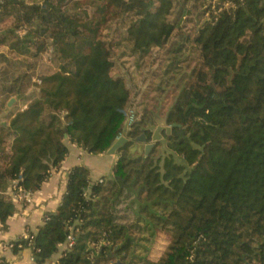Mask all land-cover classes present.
<instances>
[{
  "label": "trees",
  "instance_id": "obj_1",
  "mask_svg": "<svg viewBox=\"0 0 264 264\" xmlns=\"http://www.w3.org/2000/svg\"><path fill=\"white\" fill-rule=\"evenodd\" d=\"M33 1L0 0V26L13 25L0 34L12 54L0 53L4 228L17 212L6 196L14 181L41 190L69 143L97 155L121 134L150 141L155 95H166L183 64L188 71L167 96L171 134L148 157L130 156L132 143L125 145L102 182L86 166L72 168L57 211L45 215L31 245L12 242L13 253L31 248L33 264H46L73 228L76 245L58 264H264V0H229L221 11L220 0L217 13L207 0ZM121 48L135 58L138 81L125 73ZM48 50L57 70L39 75L30 94ZM132 110L137 120L127 130ZM158 234L167 238L159 256L135 255L149 252L141 242Z\"/></svg>",
  "mask_w": 264,
  "mask_h": 264
},
{
  "label": "crops",
  "instance_id": "obj_2",
  "mask_svg": "<svg viewBox=\"0 0 264 264\" xmlns=\"http://www.w3.org/2000/svg\"><path fill=\"white\" fill-rule=\"evenodd\" d=\"M5 114H0L2 121ZM69 155L59 169L52 172L51 177L45 182L38 192L33 194V201L23 204L15 201L10 196L11 186L6 196L12 199L17 207V212L7 221V227L0 224V247H4L19 238H22L27 231L37 232L43 224L46 214L56 212L62 197L67 189L68 176L72 168L83 165L90 170L92 182L101 179H110L113 176V167L119 159L120 154H89L76 144L69 143ZM0 255L6 264H33L32 250L26 248L18 254L13 250L0 251ZM60 254L55 255L46 264H58Z\"/></svg>",
  "mask_w": 264,
  "mask_h": 264
},
{
  "label": "rangeland",
  "instance_id": "obj_3",
  "mask_svg": "<svg viewBox=\"0 0 264 264\" xmlns=\"http://www.w3.org/2000/svg\"><path fill=\"white\" fill-rule=\"evenodd\" d=\"M57 1V0H56ZM71 1H78V0H71ZM34 3H38V4H43L44 0H34ZM220 0L217 1H213V0H207V4L206 6H211L213 3L215 4V6H217L218 3H220ZM195 21L189 24V27H187L186 29H184L186 32L191 31L192 28H194L193 26H195L197 24V20L198 17L194 19ZM12 21L8 20L7 22H4L2 26H0L1 31L0 34H4V32H6V30L10 29L12 27ZM129 50L128 48H121L118 50V56L121 57V62L124 63V71L125 73H127V71H130L133 75V77L135 78L136 81H138L139 79H141L142 77L135 72V58L129 57V56H125L122 57V54H126V51ZM0 53H5L7 54L9 57H12V54L10 53L9 49L7 47H3L0 46ZM52 52L51 50H48L46 53L43 54V58L41 60V62L38 64L37 69H36V73L34 75V80H33V85L30 88V94L33 92H38V90L35 88L34 83H40V79H39V75H41L42 73H46V72H55L57 70L56 66L54 63H52L51 59H52ZM196 55H194V53L192 52V50L189 52V57L188 59L191 60V62L193 63L195 61ZM194 64V63H193ZM168 65V62H165L163 69L161 72L166 70V66ZM156 66H158V64H156ZM183 66L186 67V63L183 64ZM183 67L180 70V73L178 74V76L176 77L175 81L171 82L169 87H165L166 88V95L162 96H158L155 95V98L159 101V109L157 111V113L154 116V121L155 118H165L166 115V111L167 109L171 106L173 99L171 96H168V93L171 92V90L174 89L173 86H175V84H177L181 78L182 73L188 71L187 68ZM152 76H149V79H151ZM148 79V80H149ZM161 81V79L159 78L158 80H156V84H159ZM154 96V95H153ZM13 99V98H12ZM15 99V98H14ZM16 102V99H15ZM21 103V102H20ZM156 105V104H151V106ZM163 107H165V112H161V110L163 109ZM21 109L26 108V105H22L20 106ZM156 125V121L155 124ZM167 152V146L166 143L163 144V146L159 149V155H164ZM146 237L148 238V235H146ZM142 246L144 248H148L149 252H146L143 248L139 249V251L136 252V256L138 257H144L146 255H150V256H159L160 253L162 252L163 248L165 247V245L167 244V238L162 235V234H158V236H156L155 238L152 239L151 242H141ZM138 260V259H137ZM136 260V261H137ZM131 261H133V257H131Z\"/></svg>",
  "mask_w": 264,
  "mask_h": 264
},
{
  "label": "built area",
  "instance_id": "obj_4",
  "mask_svg": "<svg viewBox=\"0 0 264 264\" xmlns=\"http://www.w3.org/2000/svg\"><path fill=\"white\" fill-rule=\"evenodd\" d=\"M215 1H217V0H215ZM229 5H230V1L229 0H224L223 6L220 8V11L222 9H225V8L227 9L229 7ZM215 10H216V6L213 3L212 4V7H211V11H214V13H217V11H215ZM18 33L20 35H24L25 34V31L24 30H20ZM136 120H137L136 112L134 110L130 111L129 114L127 115V121H126V124H125L126 129L127 130L130 129L133 126V124L135 123ZM123 136H125V135L124 134H121L119 136V138L120 137H123ZM101 182H102V180H101ZM10 189H11L10 196H12L15 201H17L19 203H23V204H28V203H31L33 201V194L34 193L28 192V191L24 190L22 187L18 186V182L17 181H14L12 183ZM73 232H74V229L71 228V234L69 235L67 241L60 246V251L58 253V254H60V258L66 256V254L68 252H70L73 249V247L76 245V237H75V235H74ZM34 237H35L34 232H31L29 230V231H27L24 234V236L22 238L24 240H29L31 242L30 243V245H31L32 244V240L34 239ZM107 244L108 243H104V242L103 243H99V244L92 243V244H90V248L92 250H99L102 245H107ZM5 248L6 249L8 248L10 250H13L14 243H10V244H8V245H6L4 247H0V251L5 250ZM2 259L3 258L0 255V262L2 261ZM32 261H33V263L35 262V259H34L33 256H32Z\"/></svg>",
  "mask_w": 264,
  "mask_h": 264
},
{
  "label": "water",
  "instance_id": "obj_5",
  "mask_svg": "<svg viewBox=\"0 0 264 264\" xmlns=\"http://www.w3.org/2000/svg\"><path fill=\"white\" fill-rule=\"evenodd\" d=\"M15 103V99H11L9 102V107ZM156 125L153 121H150L145 128L146 131L152 133L150 141L145 133L141 134L137 138L131 140L126 136L120 137L115 144L108 150L107 154L116 155L119 153L121 148L125 145L132 143L129 148V155H136L138 157L145 156L148 157L151 151L155 148L156 144L164 140L163 133L166 132L168 135L172 132V126L168 125V115L165 118H155ZM116 264H121L117 262Z\"/></svg>",
  "mask_w": 264,
  "mask_h": 264
}]
</instances>
